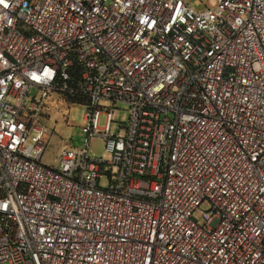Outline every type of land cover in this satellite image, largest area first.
<instances>
[{
  "label": "built area",
  "instance_id": "obj_1",
  "mask_svg": "<svg viewBox=\"0 0 264 264\" xmlns=\"http://www.w3.org/2000/svg\"><path fill=\"white\" fill-rule=\"evenodd\" d=\"M189 1L0 0V264H264V0Z\"/></svg>",
  "mask_w": 264,
  "mask_h": 264
},
{
  "label": "rangeland",
  "instance_id": "obj_2",
  "mask_svg": "<svg viewBox=\"0 0 264 264\" xmlns=\"http://www.w3.org/2000/svg\"><path fill=\"white\" fill-rule=\"evenodd\" d=\"M215 0H190L191 7L200 10L205 4H213ZM103 107L111 108V104H103ZM113 111L112 132H118L120 124H126L128 121V109L124 105H118ZM86 108L84 105L72 103L63 96L51 95L47 100L46 107L41 117L42 124L46 127L48 134L46 139L49 146L42 158V162L53 167L55 165V157L62 141L68 142L73 148L82 149L85 144L86 136L82 133V128L86 126L84 121ZM106 123V116L102 114L99 120V128H104ZM90 154L94 158L109 161L110 155L104 150L102 141L98 138L92 139L90 143ZM100 186L107 187L106 178L102 179ZM201 211L209 210L208 206H202Z\"/></svg>",
  "mask_w": 264,
  "mask_h": 264
},
{
  "label": "trees",
  "instance_id": "obj_3",
  "mask_svg": "<svg viewBox=\"0 0 264 264\" xmlns=\"http://www.w3.org/2000/svg\"><path fill=\"white\" fill-rule=\"evenodd\" d=\"M74 81L76 80H73L72 83H74ZM69 101H71L72 103H78V104H81V105H84L85 104V101L84 99L82 98H75V99H68Z\"/></svg>",
  "mask_w": 264,
  "mask_h": 264
}]
</instances>
